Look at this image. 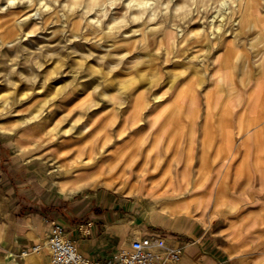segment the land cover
Wrapping results in <instances>:
<instances>
[{
  "label": "rangeland",
  "instance_id": "rangeland-1",
  "mask_svg": "<svg viewBox=\"0 0 264 264\" xmlns=\"http://www.w3.org/2000/svg\"><path fill=\"white\" fill-rule=\"evenodd\" d=\"M257 128L264 0H0V264L26 220L67 230L105 207L123 231L183 246L180 264H207L200 225L235 245L264 229L240 194Z\"/></svg>",
  "mask_w": 264,
  "mask_h": 264
},
{
  "label": "crops",
  "instance_id": "crops-1",
  "mask_svg": "<svg viewBox=\"0 0 264 264\" xmlns=\"http://www.w3.org/2000/svg\"><path fill=\"white\" fill-rule=\"evenodd\" d=\"M242 147H244L242 156L247 147L253 150L252 165L254 177L252 184L254 188L253 190L246 189L250 184L243 181L241 183V201L243 207H247L249 213L253 212L261 215V212L264 211V131L257 128L250 132V134L244 138ZM243 161L242 159L241 163L244 164ZM116 215V211L111 210L110 207H105V209L93 215L90 221V223L93 224V229L89 230L87 226L83 224L74 228H68L66 231L88 257L105 259L106 256H104V253L101 251L107 248H112L117 251L121 245L128 247L132 240L138 237L133 235L130 231H123L119 227V223L115 221ZM261 216H264V214ZM44 221L46 228L42 224V226L37 228V231H35L32 221L28 220H26L25 225L22 224L18 227V232L12 242L14 256H18V253L23 249H30L38 244L37 241L44 236L46 229L48 231L47 233H49L55 220L45 219ZM63 225L67 228L65 224ZM24 227L25 229H23ZM242 233L243 242L241 245H235L230 241L224 243L220 242L221 237H219V239H212L214 234L208 233L202 225L197 227L196 238L199 240L200 247L205 250V260L207 264H251L250 260L253 258H256L258 263L260 260L264 261V229L250 232L245 228ZM141 236L150 235L145 233L141 234ZM165 238L168 241L170 240L168 236H165ZM83 240L86 241L84 242ZM181 247L183 248V246ZM240 249L243 250L242 253H234V251Z\"/></svg>",
  "mask_w": 264,
  "mask_h": 264
},
{
  "label": "built area",
  "instance_id": "built-area-1",
  "mask_svg": "<svg viewBox=\"0 0 264 264\" xmlns=\"http://www.w3.org/2000/svg\"><path fill=\"white\" fill-rule=\"evenodd\" d=\"M87 229H93V224H89ZM47 245L50 250L49 264H180L184 255L182 247L163 236L150 235L135 237L128 247H121L106 259L91 258L79 250L66 227L56 222L49 231ZM40 248L36 244L30 249H23L15 259L26 260L27 254L36 253Z\"/></svg>",
  "mask_w": 264,
  "mask_h": 264
},
{
  "label": "bare ground",
  "instance_id": "bare-ground-1",
  "mask_svg": "<svg viewBox=\"0 0 264 264\" xmlns=\"http://www.w3.org/2000/svg\"><path fill=\"white\" fill-rule=\"evenodd\" d=\"M136 0H131V2H135ZM252 12V11H251ZM221 22V21H220ZM222 26H223V24H222ZM221 26V27H222ZM213 27V26H212ZM218 30H219V28H217ZM217 30V31H218ZM220 31V30H219ZM222 32H223V30H222ZM219 34V33H218ZM221 34V33H220ZM219 66V65H218ZM200 71V69H195V72H197V71ZM205 74V73H204ZM216 82H217V84L220 86V83H223V78L222 77H218V78H216ZM215 83V82H214ZM193 100V99H192ZM38 126H39V124H37V126L36 127H32V128H34V129H36L37 130V128H38ZM249 132V131H248ZM247 133V132H246ZM230 144L232 145V142H230ZM250 146V145H249ZM149 153L150 152H148L147 154H145V161H146V158L147 157H149ZM120 156H123L121 159H124V154L122 153ZM136 156L135 155H133L132 157H130L129 158V161H128V164H131V165H133V163L135 162V158ZM125 160V159H124ZM125 162H126V160H125ZM82 167L81 168H85V165L83 166V165H81ZM60 171H62V173L63 174H67L68 172H70V170H71V166L69 165V164H67V163H63L60 167ZM81 170V169H80ZM143 180L144 179H140L139 180V182L141 183V182H143ZM82 185V184H81ZM80 185V187L82 188V186ZM70 187V186H69ZM63 189H67V187L64 185L63 186ZM78 190H80L79 189V187H78V189H74L73 191H78ZM61 193H63L61 190H59ZM139 191H140V193L142 194V193H144V189L143 188H140L139 189ZM59 192V193H60ZM58 193V194H59ZM70 193H72V192H70ZM75 193V192H74ZM73 193V194H74ZM68 195H69V193H68ZM72 196V195H71ZM179 197H182V195H180ZM177 203V202H176ZM155 204H156V207H157V205H160V207H161V209L162 210H164L165 211V209H167V208H170V207H168V206H166V204H165V201L164 200H161L160 198H156L155 199ZM159 208V207H158ZM223 210V209H222ZM153 212H154V214L155 215H157V212H156V210H152ZM160 211V210H159ZM228 211V210H227ZM231 211H234V210H231ZM161 212V211H160ZM234 212H236V211H234ZM166 213V212H165ZM226 213V212H225ZM148 214V213H147ZM215 214V213H214ZM227 214V213H226ZM262 215V214H261ZM158 217H160V218H162L163 220H165V214H158L157 215ZM171 216V215H170ZM176 216V215H175ZM220 216V215H219ZM218 216V217H219ZM228 217V216H227ZM159 219V218H158ZM242 219V218H241ZM177 221V220H176ZM162 222V221H161ZM125 224V223H124ZM209 224V223H208ZM264 224V223H263ZM115 227V226H114ZM173 227V226H172ZM0 240H1V233H0ZM126 241H127V239H126ZM48 252V253H47ZM47 254H49L50 255V250H49V247H48V245H47V240H46V242L44 243V245L43 246H41V248L39 249V251L38 252H36V253H31V254H27L26 255V260H27V262H26V264H45V262L47 261ZM236 254V253H235ZM234 256V255H233ZM50 258V257H49ZM48 258V259H49ZM1 264H17L15 261H14V256L13 255H11L9 252L7 253V257H6V259L4 260V261H2V263Z\"/></svg>",
  "mask_w": 264,
  "mask_h": 264
}]
</instances>
